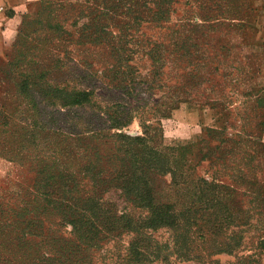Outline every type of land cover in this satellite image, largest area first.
I'll list each match as a JSON object with an SVG mask.
<instances>
[{
    "label": "rangeland",
    "instance_id": "obj_1",
    "mask_svg": "<svg viewBox=\"0 0 264 264\" xmlns=\"http://www.w3.org/2000/svg\"><path fill=\"white\" fill-rule=\"evenodd\" d=\"M123 1L18 0L12 9L0 3V14L14 26L0 52V206L17 209L31 199L37 164L53 156V142L79 138L118 169L126 162L115 153L124 144L116 136L143 137L150 162L158 163L151 174L143 168L148 186L174 209L207 190L206 215L236 219L238 227L203 232L240 237L232 255H214L210 241L181 260L168 230L148 231L164 245L152 263L235 264L239 256L261 257L264 0H166V15L156 20V0H129V11ZM88 17H95L92 24ZM70 92L86 93V102L65 105ZM114 187H100L105 191L96 200L117 215H145ZM39 191L52 190L42 185ZM217 203L224 211L215 210ZM47 227L41 231L52 235ZM55 231L69 238V227ZM130 235L121 231L115 241L100 242L92 264H120L115 254L123 255Z\"/></svg>",
    "mask_w": 264,
    "mask_h": 264
},
{
    "label": "trees",
    "instance_id": "obj_2",
    "mask_svg": "<svg viewBox=\"0 0 264 264\" xmlns=\"http://www.w3.org/2000/svg\"><path fill=\"white\" fill-rule=\"evenodd\" d=\"M166 3L169 1L156 0L153 5L157 15H151V19H161L164 16L162 14L166 15L161 10ZM122 4V8L129 11V0H124ZM136 5L139 4L135 2L134 6ZM102 9V13L109 11ZM94 20L95 17H88L91 24ZM63 97V103L67 106L87 100L86 93L70 92ZM111 126L114 129L120 127L116 123ZM116 137L124 144L115 153H122L119 162H126V166L117 163L118 169L109 165L105 155L101 156L95 147L81 145L79 138L69 139L66 143L61 140V144L53 142L50 145L48 151L53 156L37 164L40 165L35 172L38 190H34L31 199L17 209L14 207L4 210L0 206V264H92L91 253L100 248V242L115 241L121 231L131 235L127 246L120 249L123 250V255L115 254L117 262L153 264L159 259V252L164 245L154 242L147 235L150 231L159 229L170 232L172 253L178 259L186 260L190 253L201 252L195 245L202 246L210 241L217 246L214 255H232L239 246L240 237L237 233L220 238V235L213 237L203 230L208 227L213 234L226 227L237 228L238 226H233L236 219L221 216L209 218L206 215L209 210L208 201L203 198L207 190L204 189H198V192L192 194L190 201L174 209L163 199V196H167L162 191L148 186L149 179L146 180L148 177L143 168L148 166L151 174L158 163L150 162L147 141L143 137ZM146 162L149 165H145ZM83 179L88 186L78 183ZM201 183L206 184L204 181ZM42 185L43 188L54 191L40 192ZM102 186H115V190H120L128 203L143 209L145 215L137 218L124 213L117 215L115 209L96 200L98 193L105 191L100 189ZM26 196L30 197V194ZM185 196L189 199V195ZM215 210L224 211L223 204L220 206L217 203ZM193 212L197 214L196 218L191 217ZM8 213V219L2 217ZM43 224L48 226L47 230L52 235H45L41 231ZM56 227H69V238L57 237ZM26 237L40 239L38 242H30ZM257 241L260 251H264L262 240ZM185 251L187 252L183 253ZM259 258L253 254L239 256L236 257L235 264H260Z\"/></svg>",
    "mask_w": 264,
    "mask_h": 264
},
{
    "label": "crops",
    "instance_id": "obj_3",
    "mask_svg": "<svg viewBox=\"0 0 264 264\" xmlns=\"http://www.w3.org/2000/svg\"><path fill=\"white\" fill-rule=\"evenodd\" d=\"M17 2L18 0H0L4 9H6V7L10 9L14 8ZM9 20V18L5 17V14H0V52L14 31V26L11 27V25H9ZM260 264H264V254L260 257Z\"/></svg>",
    "mask_w": 264,
    "mask_h": 264
},
{
    "label": "built area",
    "instance_id": "obj_4",
    "mask_svg": "<svg viewBox=\"0 0 264 264\" xmlns=\"http://www.w3.org/2000/svg\"><path fill=\"white\" fill-rule=\"evenodd\" d=\"M0 10H1V7H0Z\"/></svg>",
    "mask_w": 264,
    "mask_h": 264
}]
</instances>
